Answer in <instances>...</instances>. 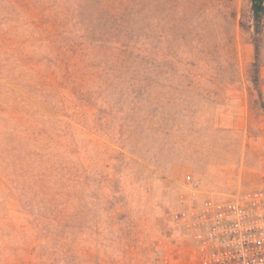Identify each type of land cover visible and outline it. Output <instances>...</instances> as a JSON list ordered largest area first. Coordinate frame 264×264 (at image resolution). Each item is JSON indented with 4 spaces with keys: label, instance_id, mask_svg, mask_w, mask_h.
<instances>
[{
    "label": "rangeland",
    "instance_id": "1",
    "mask_svg": "<svg viewBox=\"0 0 264 264\" xmlns=\"http://www.w3.org/2000/svg\"><path fill=\"white\" fill-rule=\"evenodd\" d=\"M40 2L0 0V264H184L175 215L262 180L255 48L239 27L249 1L171 0L182 22L171 47L190 80L154 82L150 101L135 99L129 76L106 74L94 45L88 60L48 63L57 49L43 41ZM231 9L234 41L200 62L201 40L222 37ZM261 77L264 93V45Z\"/></svg>",
    "mask_w": 264,
    "mask_h": 264
},
{
    "label": "trees",
    "instance_id": "2",
    "mask_svg": "<svg viewBox=\"0 0 264 264\" xmlns=\"http://www.w3.org/2000/svg\"><path fill=\"white\" fill-rule=\"evenodd\" d=\"M62 1L40 2L42 18L39 26L43 28L41 31L43 41L57 49L45 56V60L56 69L68 67L74 55H81L84 60H88L86 45H94L107 57L105 63H99L104 67L106 74L129 76L138 85L139 90L135 99L142 97V100L150 101L152 97L150 89L153 91L154 82L157 83L159 80L169 81L174 78L190 80L188 76L191 74L182 72L181 67L185 68L186 65L192 64H186L189 62L188 59L179 58L178 52L171 47V31L177 29L178 39L182 35V22L177 15H173L171 0H71L78 4L73 18L80 15L82 19L79 21L69 19L71 7L65 8ZM248 1V15L241 16L239 27L248 35L255 48L254 60L248 71V80L251 84L250 98L254 107L264 111L261 77L264 0ZM85 13H90L96 21L103 22L102 29L96 28L93 19L87 20ZM229 15L226 21L229 27L225 33L220 34L222 37L216 38L213 42H205V39H202L201 47L195 48V51L198 49L200 62L205 61L210 51H222L234 41L230 25L234 28L237 26L238 14L236 10L231 9ZM187 26L189 27L188 24ZM207 26L208 23L204 21L202 33L209 31L206 30ZM189 28V33L194 32L193 27ZM132 86L135 88L133 83ZM136 106L131 109L137 108Z\"/></svg>",
    "mask_w": 264,
    "mask_h": 264
},
{
    "label": "built area",
    "instance_id": "3",
    "mask_svg": "<svg viewBox=\"0 0 264 264\" xmlns=\"http://www.w3.org/2000/svg\"><path fill=\"white\" fill-rule=\"evenodd\" d=\"M175 219L186 231L184 264H264V167L257 187L208 197Z\"/></svg>",
    "mask_w": 264,
    "mask_h": 264
}]
</instances>
